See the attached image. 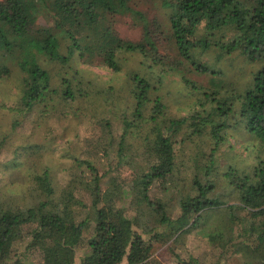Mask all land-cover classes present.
<instances>
[{
    "label": "trees",
    "instance_id": "16d2710c",
    "mask_svg": "<svg viewBox=\"0 0 264 264\" xmlns=\"http://www.w3.org/2000/svg\"><path fill=\"white\" fill-rule=\"evenodd\" d=\"M141 1L0 0V79L10 74L8 64L20 69L26 110L36 104L47 110L57 93L47 72L22 57L27 50L65 43L67 70H73L71 62H80L119 73L125 63L121 56L142 58L138 69L121 80L135 102L132 116L97 117L99 140L69 156L75 161L68 172L70 191L57 194L49 167L13 190L17 200L0 210V264H163L165 258L174 264H226L240 253L264 264V0H162L166 22L149 19L139 9ZM126 15L142 29L140 42L115 33L114 17ZM200 25L206 33L196 38ZM72 26L102 32L103 40L79 46ZM209 51L217 57L243 56L255 67L252 80L241 89L200 86L202 74L223 75L201 59ZM67 70L64 98L87 99L90 84L80 69L71 76ZM169 76L180 79L185 98L193 96L183 115L171 112L163 94ZM100 89L112 98L114 86ZM206 128L209 148L204 149L197 139ZM244 132L258 142L253 175L229 169L223 182L234 191L219 195L220 185L210 178L216 154L235 142L248 148ZM16 162L7 165L17 168ZM139 163L145 172L134 170L127 181H118L122 168ZM182 168L187 175L179 178ZM170 176L171 195L155 198ZM221 208L227 210L229 228L226 221L207 230Z\"/></svg>",
    "mask_w": 264,
    "mask_h": 264
},
{
    "label": "rangeland",
    "instance_id": "374dc122",
    "mask_svg": "<svg viewBox=\"0 0 264 264\" xmlns=\"http://www.w3.org/2000/svg\"><path fill=\"white\" fill-rule=\"evenodd\" d=\"M161 1L143 0L139 3V9L144 10L151 20L166 22L168 10L160 6ZM113 28L124 41L140 42L142 40V29L136 26L127 15L114 17ZM70 30L79 46H96L102 42L104 36L102 32L84 33L74 26L70 27ZM205 33L204 25H200L195 31V37L201 38ZM67 56V46L62 42H54L52 47L45 50L35 48L23 53L22 57L35 60L36 64L47 72L52 89L57 91L47 110L40 104H36L30 110L23 108L25 98V88L22 86L23 74L15 65L8 64L10 74L0 79V210L17 200V192L13 190L22 189L23 183L28 180L27 177L29 178L32 173H40L47 167H49L57 194L66 195L70 191L67 186L68 172L75 167V161L69 156H78L86 143L94 146L99 140L97 117H107L117 121L123 117L132 116L135 102L127 92L128 90L122 89L121 80L127 78V72L138 69L142 61L140 55L121 56V61L125 60V63L119 73H113L97 63L88 65L71 62L73 70L80 69L84 83L90 84L86 87L90 93L89 97L80 100L77 97L75 82L70 80L69 88L76 95V101L67 100L63 96L66 88L62 78L68 67L67 62H64ZM201 59L223 72L222 76L200 75L197 81L202 87L218 88L224 84H232L237 89H241L252 80L254 65L236 52L217 57L215 51H209ZM73 70H67L69 76ZM164 81L163 94L167 97L166 102L171 112L183 115L188 111L185 104L193 96L185 98L187 91L177 76L166 77ZM105 86H114L112 98L109 100H107L108 96L96 91ZM110 109H112L111 112ZM208 134L209 129L206 128L202 136L197 139L199 147L209 148ZM245 134L246 140H243V143L248 145V148H242L235 142L233 148H226L216 154L210 178L220 185L219 195L228 197L231 191H234L232 186L223 182V175L229 169L240 175L248 177L253 175V169L257 163L255 154L258 153V142L256 143L248 133ZM183 154L182 151L179 153L181 159ZM14 161H17L19 165L17 168L7 165H11ZM134 170L136 173H143L146 167L140 163L135 169L124 167L119 172L118 181H127ZM185 175L187 174L184 168L177 174L179 178ZM172 191L173 182L170 176L163 193L156 194L155 198L167 197L165 194L171 195ZM226 213L227 210L224 208L216 210L207 230H217L220 226H225L224 223L228 222ZM225 228H229V222ZM158 254V250L153 252V256ZM36 258L40 261L39 255H36ZM226 260V264H258L249 253L231 255ZM162 261L163 264H174L169 258Z\"/></svg>",
    "mask_w": 264,
    "mask_h": 264
}]
</instances>
